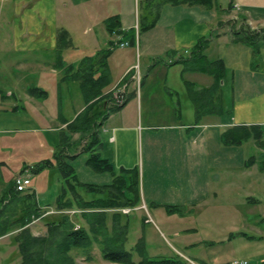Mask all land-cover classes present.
Here are the masks:
<instances>
[{"label": "crops", "instance_id": "0c3cea01", "mask_svg": "<svg viewBox=\"0 0 264 264\" xmlns=\"http://www.w3.org/2000/svg\"><path fill=\"white\" fill-rule=\"evenodd\" d=\"M235 14L239 22L226 28L223 16ZM201 39L209 40L191 54ZM201 53L209 64L222 60L223 69L196 66ZM0 54L27 73L23 95L34 113L52 98L50 89L60 106L73 107L40 130L30 114L18 116L47 140L28 191L35 194L36 185L51 202L36 198L38 206L54 208L61 151L85 199L106 191L83 185L105 189L135 174L140 203L131 209L143 210L142 224L185 235L178 243L186 254L148 252L145 243L134 261L170 254L156 260L264 264V0H0ZM136 71L127 100L113 106L110 91ZM89 104L91 127L74 129L69 123ZM245 143L260 155L245 157ZM94 153L111 170H94L87 163ZM40 175L49 184L55 178L57 190ZM72 210L80 222V210ZM197 222L206 226L196 237Z\"/></svg>", "mask_w": 264, "mask_h": 264}, {"label": "trees", "instance_id": "16d2710c", "mask_svg": "<svg viewBox=\"0 0 264 264\" xmlns=\"http://www.w3.org/2000/svg\"><path fill=\"white\" fill-rule=\"evenodd\" d=\"M250 37L248 35V38ZM208 40L201 39L190 53L194 54L203 50ZM243 40H246V35ZM193 59L196 66L218 67L220 65L221 69L224 67L222 60L213 62L214 64L207 63L203 53ZM91 107L90 104L87 105L69 124L74 129H78L81 124L84 126L88 124L91 127L93 123V115H90L93 112ZM94 140L93 138V142ZM55 159V165L62 176L60 191L54 203V211L59 214L57 218H46L47 210L38 206L34 192L16 190L13 179L6 191L0 195V237L11 233L19 255V259L14 264H78L71 252L74 249L80 250L90 257V247L94 243L99 246L102 257L112 262L121 264H165L167 262L148 259L145 256L136 262L132 253L124 248L127 224H120V209L133 208L140 203L135 174L129 181L118 176L105 189L82 184L85 188L106 191L103 196L87 200L77 191L76 185L79 181L73 168L66 161L67 157L60 151L55 154ZM87 163L97 171L111 170V166L95 153L88 158ZM35 169L36 166H33L32 170ZM71 209L80 210L78 228H74L72 218L66 212ZM109 211H112L110 222ZM40 218H46L44 220L46 231L44 235L36 236L32 234L29 225ZM137 249L143 255L142 247Z\"/></svg>", "mask_w": 264, "mask_h": 264}, {"label": "rangeland", "instance_id": "374dc122", "mask_svg": "<svg viewBox=\"0 0 264 264\" xmlns=\"http://www.w3.org/2000/svg\"><path fill=\"white\" fill-rule=\"evenodd\" d=\"M223 17L226 18V20L224 21V23L226 24V28H228V26H231L232 24H236L237 22H239L237 14L232 16L224 15ZM250 26L252 29L257 28L256 25H252L251 23ZM226 49L227 48H225L223 52H225ZM238 50L239 48H237V51ZM206 53L209 55V52ZM238 53H240V50L238 51ZM6 60V56L0 54V195L6 191V188L9 187L12 176L17 175L18 173L16 172L17 170L21 169L29 162L34 163L33 165H28L31 167H33L34 165L38 166L39 164L43 163V161H39L38 155L43 152V143L45 144V141L47 142V140L45 139L43 134L40 135L39 133L34 132L30 133L32 128L27 127L25 123L21 122L18 116L30 114L34 118L35 123L38 126L35 127V129L40 130V127L45 125V123H42V121L49 122L50 120H52L53 116L68 117L70 115L71 109L73 108L62 105L60 106V100L58 98L59 95L57 96V93L59 94V92L50 89L49 92L53 94V96H50L52 98H49L48 102L46 103H40L42 106L38 104L35 108L36 112L34 113L33 107L28 105L29 103L25 100V97L23 95L24 92H30L23 89L26 86L24 76L28 77L27 73H22L20 67H16L15 65L12 66L11 64L7 63ZM17 60L20 61V59ZM132 81V75H129L122 80L128 92L130 90ZM114 89L116 88L114 87L110 91L111 97ZM44 92L45 91H43L42 94H44ZM62 92L65 97L69 96L67 90H62ZM223 93L225 96L229 95V90L225 86L223 88ZM63 102H66V100H63ZM13 112H16V114ZM241 148L244 149L243 153L247 158L253 155H255L256 157L260 155L254 144L245 143L241 146ZM31 176H33L34 181L37 180L36 174H31ZM41 178H44L45 182L48 183L50 191L57 190V184L55 182L56 179L54 177V180L51 179L50 184L49 180H46L45 175L44 177L43 175H40L38 177V180H41ZM35 187V195L39 204L44 205L50 203L51 200L43 199L45 193L41 190H38V186L35 185ZM85 196L87 198H91L94 196H98V194L94 192H85ZM46 210V218L53 219L57 218L59 215L56 211H54V208H47ZM66 212L72 218L74 228H78L80 222L76 218H74V213L76 211L72 210ZM111 213L112 211L108 212L109 222L111 221ZM140 214H144L143 210L141 209L134 210L131 208H121V214L119 218L120 224H127L126 242L124 244V248L126 250L130 251L132 255H135L137 254V252L140 253L137 248L142 247V251L143 253H145L146 250H143V247L146 243L147 248H149L148 252H164L166 249H168L167 253L173 255L177 253L181 256L184 253V249L180 247V244L178 242L185 235L181 234L178 237H175L171 232L168 231V229H166V226L159 223V228L155 225L154 222H151L155 229H157L156 231L154 228H152L151 224H142ZM46 218L36 219L32 221V223H30L29 227L33 235L40 236L45 234L46 226L44 224V220ZM205 226L206 223L197 222L195 224V229L192 231V235L197 237L198 232L200 233L201 228ZM175 247L178 250L175 249ZM173 248L175 251L173 250ZM71 253L76 257V261L78 262V264H121L104 259L101 255L99 246L95 243L90 247V257L88 256V254L86 255L80 250L76 249H74ZM170 254L166 257H155L153 258V260L169 258L168 256H170ZM18 259V248L12 240L11 233L1 236L0 264H14Z\"/></svg>", "mask_w": 264, "mask_h": 264}, {"label": "built area", "instance_id": "2783aa9c", "mask_svg": "<svg viewBox=\"0 0 264 264\" xmlns=\"http://www.w3.org/2000/svg\"><path fill=\"white\" fill-rule=\"evenodd\" d=\"M127 44L126 42H119L117 45L123 46ZM134 67L138 68V64L134 65ZM132 80L138 83L139 81V74L136 71V74H132ZM114 91L112 92V105L117 107L122 105L125 100L127 99L128 90H126V86L122 82V80L115 85ZM32 167H28L17 173L14 176V186L18 191H25L29 189L30 186V176H31ZM229 264H254L247 259H234Z\"/></svg>", "mask_w": 264, "mask_h": 264}, {"label": "bare ground", "instance_id": "6f19581e", "mask_svg": "<svg viewBox=\"0 0 264 264\" xmlns=\"http://www.w3.org/2000/svg\"><path fill=\"white\" fill-rule=\"evenodd\" d=\"M96 131V130H95Z\"/></svg>", "mask_w": 264, "mask_h": 264}]
</instances>
